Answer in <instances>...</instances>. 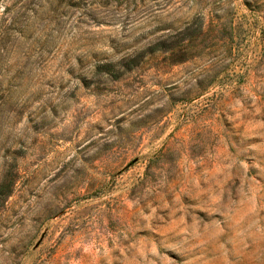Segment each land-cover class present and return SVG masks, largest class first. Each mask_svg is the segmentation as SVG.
Instances as JSON below:
<instances>
[{
    "label": "rangeland",
    "instance_id": "obj_1",
    "mask_svg": "<svg viewBox=\"0 0 264 264\" xmlns=\"http://www.w3.org/2000/svg\"><path fill=\"white\" fill-rule=\"evenodd\" d=\"M0 264H264V0H0Z\"/></svg>",
    "mask_w": 264,
    "mask_h": 264
}]
</instances>
